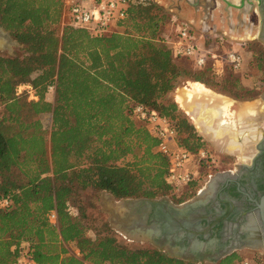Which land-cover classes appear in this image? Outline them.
<instances>
[{
  "label": "trees",
  "instance_id": "trees-1",
  "mask_svg": "<svg viewBox=\"0 0 264 264\" xmlns=\"http://www.w3.org/2000/svg\"><path fill=\"white\" fill-rule=\"evenodd\" d=\"M182 2L191 6L188 0L166 9L153 0H129L121 28L132 30L93 37L70 25L58 35L63 0H0V23L23 52L0 55V106L6 109L0 114V198L12 202L0 209V264H193L127 242L79 204L87 190L116 200L168 196L177 204L196 192L193 181L185 192L171 191L168 159L129 107L138 102L156 109L172 122L181 146L200 150L194 126L170 94L184 77L217 83L207 78L208 64L198 72L185 69L164 43L162 27L180 16ZM236 83L225 82L238 88L232 97L243 98L249 91ZM21 84L32 86L39 101L19 99ZM51 84L54 106L43 99ZM47 111H53L50 151L35 118ZM237 258L233 253L212 264Z\"/></svg>",
  "mask_w": 264,
  "mask_h": 264
},
{
  "label": "rangeland",
  "instance_id": "rangeland-1",
  "mask_svg": "<svg viewBox=\"0 0 264 264\" xmlns=\"http://www.w3.org/2000/svg\"><path fill=\"white\" fill-rule=\"evenodd\" d=\"M157 3H159L162 7L167 8V6H177L178 2L181 0H153ZM189 2H194L196 0H188ZM202 1V4H204L205 8L207 7V10H205L204 14L208 15L209 18L214 17L213 24L215 23L218 28H220V20L226 19V17L229 16L230 12V7L228 5H225L224 2L221 0H197L196 3H199ZM235 1L236 7H245L247 5V10L250 9L253 5H257V1L255 0H245L244 4H242V0H230ZM184 6H188L187 3L182 2ZM181 3V4H182ZM200 4V3H199ZM192 6V5H191ZM189 6V7H191ZM194 10V9H193ZM210 13V15H209ZM195 16L196 13H195ZM180 21L184 22H189V18L185 17H178ZM200 19L204 20L205 22H208L207 18L204 17L203 14L200 15V18H198L197 21L200 23ZM141 23L140 21H138ZM68 23V18L65 17L64 12L62 14L61 18V23L60 27L58 28V35L61 36L63 33V28L64 24ZM176 24H173L172 18L171 21L167 22L166 24L163 25L162 29L163 31H168L170 30L172 35L174 33V28ZM226 26V25H225ZM174 27V28H173ZM193 33L196 34L198 40L200 41L202 38H200L203 34V40L205 43V47L211 48V50L216 53L218 56V62L215 59H211L210 62L208 63V68H210L211 73L207 75V78L212 79L213 83L217 84H212L210 87L207 85L203 84L206 86L213 95L209 96V98H197V97H188L189 90L192 87V83L194 81L188 79V78H183L182 81L180 82L179 86L170 94V98L177 104V107L184 115L187 117V119L190 121V123L194 126V129L196 131V134L198 138L200 139V142L202 143L201 148L199 151H204L205 152V158H200L198 152L196 153V158L195 162L193 165L195 176L193 179L196 192L194 195L188 199L187 201L195 198L202 190L207 188L208 183L211 181L213 177L218 175L219 173H227V171L233 166H237L239 163H241V158L238 156H231L228 154V152L223 151L222 147L220 144L216 143V140H213L212 138L208 137L207 134L205 135L202 133L195 122L191 119L189 114L186 112L185 108L181 107V104L178 102L177 96L181 95L184 97L187 96V98L193 99L190 102H185L186 108L187 109H192L194 105V109L198 103L205 105L206 103L208 104V107L211 109H216L224 100V99H229L232 101H235V105L233 107V111H235V120H236V128L234 129H229L230 132L237 133L236 129H241L240 127L245 125V124H264V42L263 40L259 37V35H256L255 33L252 35V37L245 42V44L242 46L241 42L234 41L230 37L226 36L223 34V30L219 29L218 32H211L207 31L201 28L200 25H193ZM117 30V29H116ZM131 25H125L124 27L120 28L118 33H122L125 31H131ZM241 30V29H240ZM3 33V32H2ZM248 37L250 33H247ZM220 37H224V44L222 43V40ZM11 41L9 42L7 38L3 35L0 36V55L7 56V55H23V52L20 49L19 44H14L16 43V40L11 37ZM5 46V47H4ZM13 47V49H12ZM236 49L241 52V55L244 59V66L243 69L239 72H234L230 70L228 67H226V63L224 62V58L229 51V49ZM6 49L10 50L7 51ZM176 63L188 70H191L193 72H198L200 71L199 69L195 68L192 62L188 59H176ZM212 77V78H211ZM226 81H237L238 87H242L245 91H249L246 95L243 96V98H235L232 97V94L230 91H235L238 88L235 86H232L231 84L226 85ZM215 95V96H214ZM220 98V99H219ZM221 100V102H220ZM189 103V104H188ZM260 103V104H259ZM256 108L257 111H259L258 114H260V117L257 118L258 120L255 121V119H252L251 121H247L245 123L244 117H240L238 113L240 112L241 108L247 105H251ZM257 104V105H256ZM191 105V106H190ZM239 105V106H238ZM189 107V108H188ZM228 122L230 121L229 118L224 117ZM243 122V123H242ZM43 123L47 129H50V118L48 116L43 117ZM228 132V131H227ZM242 136L244 134H241ZM233 140V144L231 148H228L230 151H234L236 149L241 148V142H236L234 141L235 135L231 136ZM244 138V137H241ZM245 141V139H242ZM103 193V192H102ZM100 194L99 197L95 195V193L92 190H87L84 193H82V197L80 199V205L83 207H86V210L88 214L97 217L100 215L102 217V220H107L108 221V216L107 214L103 211V206L108 205V200L104 194ZM168 197V196H166ZM98 198V199H97ZM170 198V197H169ZM171 199V198H170ZM172 200V199H171ZM174 203H176L174 200H172ZM89 202H96L97 208L93 210L89 206ZM186 202V201H185ZM177 204V203H176ZM77 206L71 205L69 208L71 213L73 215H76L77 212ZM124 240L127 242L128 241L126 238L121 236ZM135 243V242H134ZM135 244H141V243H135ZM141 245H148V244H141ZM150 246V245H148ZM234 253H237L238 258L234 261L233 264H237V262H240L241 260L244 259H253L260 257L264 261V251L263 249L257 250V249H250L244 247L241 250H238Z\"/></svg>",
  "mask_w": 264,
  "mask_h": 264
},
{
  "label": "flooded vegetation",
  "instance_id": "flooded-vegetation-1",
  "mask_svg": "<svg viewBox=\"0 0 264 264\" xmlns=\"http://www.w3.org/2000/svg\"><path fill=\"white\" fill-rule=\"evenodd\" d=\"M221 1L230 7V12L226 19L220 20V28L212 23L214 17L209 18L204 14L207 8L202 1L199 2L200 4L196 3L197 16L190 19L189 23L192 26L201 24L202 29L211 32H218L221 29L224 35L241 42L242 46L254 33L264 42V0L260 11L256 4L247 10V5L244 8L236 7L235 1L233 3L230 0ZM201 14L208 19V22L204 23L203 19H200V23L197 21ZM2 29L5 30L0 23V36L3 35ZM248 32L249 37H247ZM259 117L260 114L253 119L256 121ZM240 128L236 129L237 133L233 130L235 133L233 135L237 139L244 137L245 141L240 149L235 148L234 151L228 150L222 142L207 134L208 137L216 140V143L219 142L223 151L241 158V163L237 166L235 164L225 176H222L223 178L218 180L212 197L201 207L203 210L201 222L204 226L212 225L211 232L214 237L221 238L224 233L228 234V244L240 239L242 244L251 246L246 248L264 251V221L257 212L256 204L264 195V124H245ZM243 132H246L245 136L241 135Z\"/></svg>",
  "mask_w": 264,
  "mask_h": 264
},
{
  "label": "built area",
  "instance_id": "built-area-1",
  "mask_svg": "<svg viewBox=\"0 0 264 264\" xmlns=\"http://www.w3.org/2000/svg\"><path fill=\"white\" fill-rule=\"evenodd\" d=\"M64 15L68 23L75 28L84 29L93 37H105L111 35L116 29L121 28L127 18L129 0H63ZM173 24H176L173 35L164 36V43L170 48L176 59H188L195 68L205 67L211 59H217V54L211 48L199 44L193 26L189 22L180 21L173 15ZM224 44V37H220ZM224 62L234 72L243 69L244 59L241 52L229 49ZM131 117L137 123L142 124L147 131L158 140L157 151L164 155L169 162L166 182L173 193L185 192L191 181H193L194 162L196 153L189 151L178 143L177 131L172 122L160 114L156 109L133 102L130 107ZM200 158H205V152L199 151ZM8 198H0V209L11 205ZM52 222L57 216L50 215ZM26 264H34L26 261ZM237 264H264L260 258L244 259Z\"/></svg>",
  "mask_w": 264,
  "mask_h": 264
},
{
  "label": "water",
  "instance_id": "water-1",
  "mask_svg": "<svg viewBox=\"0 0 264 264\" xmlns=\"http://www.w3.org/2000/svg\"><path fill=\"white\" fill-rule=\"evenodd\" d=\"M255 1L260 11L263 0ZM2 31L12 42L9 32ZM14 44L18 45L17 41ZM225 175L219 173L211 179L204 190H207L206 195L201 191L195 198L180 204L166 196L116 200L110 193L103 192L109 203L103 206V211L108 215L110 227L128 241L148 244L170 258L188 263H218L235 251L251 247L242 244L240 239L228 244V234L214 237L212 225H202L201 207L212 197L219 177ZM256 204L257 212L264 221V195Z\"/></svg>",
  "mask_w": 264,
  "mask_h": 264
},
{
  "label": "bare ground",
  "instance_id": "bare-ground-1",
  "mask_svg": "<svg viewBox=\"0 0 264 264\" xmlns=\"http://www.w3.org/2000/svg\"><path fill=\"white\" fill-rule=\"evenodd\" d=\"M241 2H242V4H244L245 0H242ZM247 37H248V35H247ZM188 94H189L188 97H190V98L191 97H193V98L197 97V98H206V99L209 98V96L213 95L211 90H209L206 86H204L200 82L192 83V87L189 90ZM190 98H187V96H185V95H184V97L181 95L177 96L178 102L181 104V107L185 108L186 112L189 114L191 119L195 122V124L197 125L199 130L202 133H204L205 135L210 134L214 139H217L220 142H222L223 145H225L227 149L231 148L232 144H233V140H232L231 136H233V134H235V133L230 132L229 129L231 130L233 128H236V126H237L236 120L234 119L237 112L235 113V111H233V107H234L236 102L229 100V99L228 100L224 99V100H222L223 102L216 109L209 108L207 103L205 105L198 103L196 105L195 109H194V105H195L194 104L192 109H190L189 107H188L189 109H187L185 104L187 102H190L193 100ZM220 102H221V100H220ZM256 108L253 106V104L244 106L241 108L238 115L240 117H244V121H245V123H247V121L253 119L254 117H257L259 111H257ZM224 117L229 118L230 121L228 122ZM242 139H245V138H241V137L239 139L236 138V139H234V141L243 143ZM241 147H242V144H241ZM220 178H222V177L220 176L219 179ZM204 190H202L204 192V193L203 192L202 193L204 195H206L207 190L206 191H204ZM254 227H255V225H254ZM251 230H253V229H251ZM253 239H254V237H253Z\"/></svg>",
  "mask_w": 264,
  "mask_h": 264
},
{
  "label": "crops",
  "instance_id": "crops-1",
  "mask_svg": "<svg viewBox=\"0 0 264 264\" xmlns=\"http://www.w3.org/2000/svg\"><path fill=\"white\" fill-rule=\"evenodd\" d=\"M196 2H197V0L194 1V2H192V1L190 2L192 7H189V6H186V5L184 6L183 4H181L180 8H179L180 17H185V18L188 17L189 20L190 19H194ZM119 29L120 28H118L117 30H119ZM117 30L114 31L113 33H118ZM163 34L168 36V35H171L172 33H171L170 30H168V31H164ZM200 38H202V39L199 41V44L200 45H205L204 40H203V34H202V36ZM215 60L218 62L219 61L218 57ZM16 96L19 99H21V100L22 99H26L28 102H31V101L37 102V101H39V96L37 95V93L33 89V87L30 86L29 84H21V85L17 86V88H16ZM43 99H44L45 102L50 103L52 106L55 105V102H56V86H55V84H51V85L48 86L47 90L44 92ZM132 103L133 102L129 103V107H131ZM5 112H6L5 107L4 106H2V107L0 106V114H1V116H3L5 114ZM44 116H48L50 118V124H51L50 125V129H47L45 127L44 123H43V117ZM35 118L40 121L42 129L46 133L45 137H46L47 145H48V148H49V151H50V133H51L52 126H53V111L41 112V113L37 114V116ZM71 205L72 204H70V207H71ZM22 264H26V261L24 259L22 260Z\"/></svg>",
  "mask_w": 264,
  "mask_h": 264
}]
</instances>
